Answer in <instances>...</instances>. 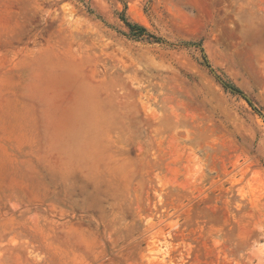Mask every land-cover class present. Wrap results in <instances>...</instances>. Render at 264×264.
I'll return each mask as SVG.
<instances>
[{"label": "rangeland", "instance_id": "1", "mask_svg": "<svg viewBox=\"0 0 264 264\" xmlns=\"http://www.w3.org/2000/svg\"><path fill=\"white\" fill-rule=\"evenodd\" d=\"M0 264H264V0H0Z\"/></svg>", "mask_w": 264, "mask_h": 264}, {"label": "trees", "instance_id": "2", "mask_svg": "<svg viewBox=\"0 0 264 264\" xmlns=\"http://www.w3.org/2000/svg\"><path fill=\"white\" fill-rule=\"evenodd\" d=\"M126 24H127L131 29H133V28H137V29H139L140 31H143V30H144L143 27H141V26H139V25H137V24H132V23H130V22H128V21H126Z\"/></svg>", "mask_w": 264, "mask_h": 264}, {"label": "water", "instance_id": "3", "mask_svg": "<svg viewBox=\"0 0 264 264\" xmlns=\"http://www.w3.org/2000/svg\"><path fill=\"white\" fill-rule=\"evenodd\" d=\"M245 97H247L246 95H244ZM248 98V97H247Z\"/></svg>", "mask_w": 264, "mask_h": 264}]
</instances>
